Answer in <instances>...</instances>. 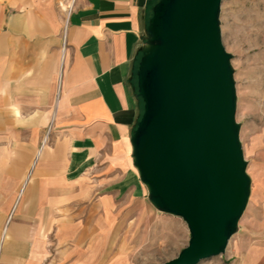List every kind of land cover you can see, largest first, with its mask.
<instances>
[{
    "label": "crops",
    "instance_id": "crops-1",
    "mask_svg": "<svg viewBox=\"0 0 264 264\" xmlns=\"http://www.w3.org/2000/svg\"><path fill=\"white\" fill-rule=\"evenodd\" d=\"M156 1L0 0V264H135L128 208L150 203L130 136ZM230 253L264 264V242Z\"/></svg>",
    "mask_w": 264,
    "mask_h": 264
},
{
    "label": "water",
    "instance_id": "water-1",
    "mask_svg": "<svg viewBox=\"0 0 264 264\" xmlns=\"http://www.w3.org/2000/svg\"><path fill=\"white\" fill-rule=\"evenodd\" d=\"M220 2L157 0L147 20L131 157L150 205L179 218L188 233L175 256L154 264H196L222 254L248 199Z\"/></svg>",
    "mask_w": 264,
    "mask_h": 264
},
{
    "label": "rangeland",
    "instance_id": "rangeland-1",
    "mask_svg": "<svg viewBox=\"0 0 264 264\" xmlns=\"http://www.w3.org/2000/svg\"><path fill=\"white\" fill-rule=\"evenodd\" d=\"M218 24L221 44L230 55L234 117L250 188L224 252L196 264H230L232 249L264 242V0H221ZM128 209L137 216L123 229L129 232L127 255L133 263L163 262L186 244L187 229L179 218L160 213L150 204Z\"/></svg>",
    "mask_w": 264,
    "mask_h": 264
},
{
    "label": "bare ground",
    "instance_id": "bare-ground-1",
    "mask_svg": "<svg viewBox=\"0 0 264 264\" xmlns=\"http://www.w3.org/2000/svg\"><path fill=\"white\" fill-rule=\"evenodd\" d=\"M69 13V12H68Z\"/></svg>",
    "mask_w": 264,
    "mask_h": 264
}]
</instances>
